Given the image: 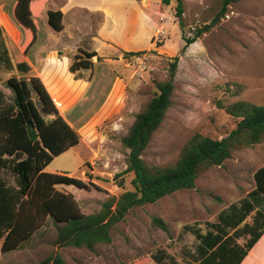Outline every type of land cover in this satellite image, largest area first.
Returning <instances> with one entry per match:
<instances>
[{
  "label": "rangeland",
  "instance_id": "rangeland-1",
  "mask_svg": "<svg viewBox=\"0 0 264 264\" xmlns=\"http://www.w3.org/2000/svg\"><path fill=\"white\" fill-rule=\"evenodd\" d=\"M220 2L182 0L179 26L174 0L168 4L161 0H138L141 13L156 25L145 31L139 42L143 53L123 58L121 51L99 46L96 50L103 56L112 54L111 60L100 59L99 64L93 62L92 70L79 71L88 81L97 82L90 84L88 92L67 113L68 118L81 122L74 128L80 143L55 157L44 172L67 174L95 185L90 190L55 187L72 195L84 214L100 211L108 198L133 189V174H121L130 153L121 138L153 95L154 83L168 79L171 62L176 61L171 106L139 153L148 167L172 165L194 134L212 139L227 136L238 119L226 113V106L238 101L264 106V0H236L216 25L183 48L185 39L191 38L195 29L212 20ZM14 3L15 0L10 18L21 31L12 17ZM33 20L37 28L34 53L46 43L67 45L69 40L61 39L47 25L44 12L33 14ZM2 30L12 63L22 61L23 35L17 48ZM69 32L68 29L70 38ZM153 33L148 39V34ZM117 55L122 61L116 59ZM10 76L19 75L16 70L0 68V92L6 102L12 99L11 91L4 85ZM80 76L76 74L77 78ZM102 76L106 80L101 81ZM115 78L119 82L114 86ZM53 87L50 90L57 105L65 108ZM101 108L103 114L93 119ZM263 166L264 142L250 146L239 141L229 159L198 173L192 189L176 191L155 203L131 209L112 227L109 243L98 244L93 250L58 247L54 244L56 227L48 219L17 250L0 252V264H37L51 254L60 255L65 264H147L151 256L159 253H163L162 264H187L197 241L185 227L204 233L208 224L216 222L220 211L238 204L253 189V174ZM0 176L8 185H15V176L9 170H2ZM155 218L162 221V227L153 223ZM250 219L251 216L246 218L248 222ZM107 254L113 258L106 259Z\"/></svg>",
  "mask_w": 264,
  "mask_h": 264
},
{
  "label": "trees",
  "instance_id": "trees-1",
  "mask_svg": "<svg viewBox=\"0 0 264 264\" xmlns=\"http://www.w3.org/2000/svg\"><path fill=\"white\" fill-rule=\"evenodd\" d=\"M170 0H161L168 4ZM175 17L181 26L182 0H174ZM236 0H221L212 20L193 31L185 39V48L216 25L228 6ZM46 0H15L12 17L23 33L22 54L25 57L36 42L37 28L33 14H39ZM47 25L55 32L63 29L62 13L49 11ZM123 52V58L140 55ZM95 52L79 50L69 64L74 75L81 70H92ZM99 60V58H97ZM0 68L16 70L18 77L10 76L4 82L12 93L6 102L0 92V172L9 170L15 176V185H8L0 176V252L17 250L50 219L56 227L54 244L93 250L98 244L109 243L110 231L133 208L155 203L176 191L194 187L198 173L209 167L220 166L229 159L235 145L264 142V106L238 101L225 107L231 117L238 119L227 136L212 139L194 134L182 147L177 160L165 167H148L134 155L138 136L147 144L159 128L171 106L176 61L168 66V79L154 83V93L138 113L127 134L121 138L130 149L123 173H132V190L108 198L100 211L84 214L72 195L56 190L57 185L90 190L95 185L67 174H51L44 169L53 159L80 143L79 134L59 115L50 95L40 79L33 75L31 66L23 58L13 64L4 43L0 26ZM36 100H34V98ZM120 176V175H117ZM254 189L238 204H231L217 215L216 222L208 224L205 233L185 227L198 241L196 252L200 264H240L244 256L264 231V210H256L251 223L245 218L264 200V166L253 174ZM121 186V185H120ZM153 223L162 227L159 219ZM232 230L231 234H228ZM248 236L244 245L235 239ZM204 257V258H203ZM203 258V259H202ZM37 264H65L58 254H51Z\"/></svg>",
  "mask_w": 264,
  "mask_h": 264
},
{
  "label": "crops",
  "instance_id": "crops-1",
  "mask_svg": "<svg viewBox=\"0 0 264 264\" xmlns=\"http://www.w3.org/2000/svg\"><path fill=\"white\" fill-rule=\"evenodd\" d=\"M13 2L14 0H0V26L10 37L9 41L19 48L23 33L14 26L10 18V9ZM128 8L136 9L135 12H128ZM49 11H59L62 13L63 29L57 33L60 34L61 39L69 40L67 41V45H62L60 42L53 44L46 43L41 45L40 49L34 53L37 46L35 42L24 59L31 66L33 75L38 77L44 85L53 103L56 105L59 115L74 129L77 124L81 125V122L77 123V119L68 118L69 115L67 113L76 101L84 97L88 92L90 84L94 81H88L79 72L78 75L81 76L75 78L68 70L70 57L78 50L95 52L96 56H94L92 62L99 64L100 59H103V62H108L111 60L110 57L113 56L112 54L105 56L100 54L96 50V47L99 46L101 48L121 51V53L140 52L144 50L139 48V42L145 37V31L153 27L155 28L156 25L151 18L141 13L138 0H46L40 10V15L44 12L46 21ZM68 29L71 34L70 38L67 37L66 33ZM154 33L148 34V39ZM116 59L122 61L119 55H117ZM102 77L101 81L106 80L105 76ZM118 82L119 79L115 78L113 81L114 86ZM95 83L97 82L95 81ZM53 86L58 90V94L61 96L60 100H63L66 105L63 109L57 105L55 96L50 90V88L54 90ZM103 108L94 115L93 119L99 115L101 116V113L103 114ZM258 209L264 210V200L248 216L252 217ZM246 218L244 223L250 224L251 219L248 222ZM231 233L232 230L228 234ZM247 238L248 236L239 237L235 239V243L242 246ZM162 256L163 253H159L158 256H151L147 264H162ZM110 258H113V255L107 254L106 259ZM198 258L199 254L193 251L189 255L187 264H200L199 260H194ZM240 264H264V231Z\"/></svg>",
  "mask_w": 264,
  "mask_h": 264
},
{
  "label": "water",
  "instance_id": "water-1",
  "mask_svg": "<svg viewBox=\"0 0 264 264\" xmlns=\"http://www.w3.org/2000/svg\"><path fill=\"white\" fill-rule=\"evenodd\" d=\"M141 148H142V137H141V135H139L137 145H136L135 149L133 150L134 155L139 156Z\"/></svg>",
  "mask_w": 264,
  "mask_h": 264
}]
</instances>
